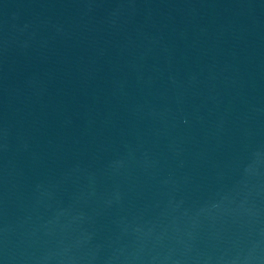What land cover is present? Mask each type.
<instances>
[{
	"label": "water",
	"instance_id": "95a60500",
	"mask_svg": "<svg viewBox=\"0 0 264 264\" xmlns=\"http://www.w3.org/2000/svg\"><path fill=\"white\" fill-rule=\"evenodd\" d=\"M0 264H264V0H0Z\"/></svg>",
	"mask_w": 264,
	"mask_h": 264
}]
</instances>
